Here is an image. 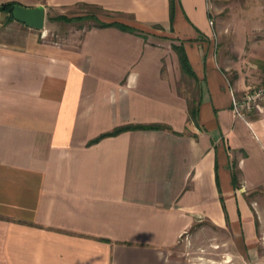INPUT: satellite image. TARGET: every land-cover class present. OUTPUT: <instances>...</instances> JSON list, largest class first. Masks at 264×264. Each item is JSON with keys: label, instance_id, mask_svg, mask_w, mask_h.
<instances>
[{"label": "crops", "instance_id": "1", "mask_svg": "<svg viewBox=\"0 0 264 264\" xmlns=\"http://www.w3.org/2000/svg\"><path fill=\"white\" fill-rule=\"evenodd\" d=\"M8 2L46 19L92 6L135 31L73 24L50 40L58 23L0 10V264H224L176 255L204 226L226 264H264V109L234 112L248 87L224 71L208 0H176L173 20L170 0ZM151 124L169 128L94 141Z\"/></svg>", "mask_w": 264, "mask_h": 264}, {"label": "rangeland", "instance_id": "2", "mask_svg": "<svg viewBox=\"0 0 264 264\" xmlns=\"http://www.w3.org/2000/svg\"><path fill=\"white\" fill-rule=\"evenodd\" d=\"M209 23L214 29L215 48L222 66L231 81L241 80L248 88L264 83V0H208ZM96 15L104 21L114 19L99 8L78 5L60 12H49L47 24L58 23L60 32L46 38L59 39V36L76 26L93 21L79 20V17ZM66 16L71 21L61 20ZM59 17V21L56 18ZM54 18V19H52ZM263 81V82H262ZM189 98L196 99V87L188 82L183 87ZM220 235L211 226L198 229L191 236H184L177 254L188 257H202V261L226 264V249L220 245Z\"/></svg>", "mask_w": 264, "mask_h": 264}, {"label": "trees", "instance_id": "3", "mask_svg": "<svg viewBox=\"0 0 264 264\" xmlns=\"http://www.w3.org/2000/svg\"><path fill=\"white\" fill-rule=\"evenodd\" d=\"M170 3H171V17H172V20H173V16H174V10H175V3H176V0H170ZM16 4V2H8V3H4L2 5H0V10H3V11H7L8 13H10L11 17L12 14H11V9L12 7ZM54 19V18H52ZM61 20H65V21H71V19L67 18L66 16H62L60 18ZM59 17L56 18V21H59L60 20ZM91 19L90 21H95V23H97L98 26L100 27H109V26H116L122 30H125V31H130V32H134L135 31V28L132 27V26H129L123 22H120V21H111V22H105L103 20H101L99 17H97L96 15H91L90 17H79V20L81 21H85V20H89ZM173 48L174 50L176 51V53L178 54L179 56V60H180V64H181V68H182V71L184 73H186L189 77L191 78H195V72L193 70V67L190 63V60L188 58V55L185 51V48L184 46L181 44V45H176L174 44L173 45ZM190 112L192 113V117H194V119L196 118V111H194L193 109L190 110ZM169 127L168 126H165V125H159V124H151V125H129V126H123V127H118L116 128L115 130H113L112 132H107V133H104L102 134L101 136H99L97 139H95L94 141H97L103 137H106V136H111V135H117L123 131H126V130H133V129H168ZM93 142V141H92Z\"/></svg>", "mask_w": 264, "mask_h": 264}, {"label": "built area", "instance_id": "4", "mask_svg": "<svg viewBox=\"0 0 264 264\" xmlns=\"http://www.w3.org/2000/svg\"><path fill=\"white\" fill-rule=\"evenodd\" d=\"M210 23L213 25V20H210ZM256 108L264 109V83L251 86L242 94H236L233 98V110L243 118H245L249 111Z\"/></svg>", "mask_w": 264, "mask_h": 264}, {"label": "water", "instance_id": "5", "mask_svg": "<svg viewBox=\"0 0 264 264\" xmlns=\"http://www.w3.org/2000/svg\"><path fill=\"white\" fill-rule=\"evenodd\" d=\"M11 14L15 20L31 28L42 30L45 27L46 9L43 5L28 7L16 3L11 9Z\"/></svg>", "mask_w": 264, "mask_h": 264}]
</instances>
